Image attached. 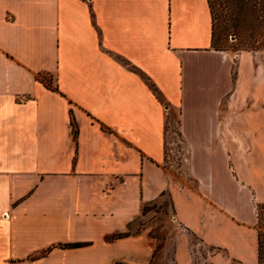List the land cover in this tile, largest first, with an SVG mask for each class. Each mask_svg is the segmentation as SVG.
Masks as SVG:
<instances>
[{
	"label": "crops",
	"instance_id": "obj_1",
	"mask_svg": "<svg viewBox=\"0 0 264 264\" xmlns=\"http://www.w3.org/2000/svg\"><path fill=\"white\" fill-rule=\"evenodd\" d=\"M211 40L207 0H0V264H164L140 219L170 183L177 226L242 264L216 214L237 220L223 183L255 230L264 204V49ZM142 76L178 110L184 176L163 166L166 108Z\"/></svg>",
	"mask_w": 264,
	"mask_h": 264
},
{
	"label": "rangeland",
	"instance_id": "obj_2",
	"mask_svg": "<svg viewBox=\"0 0 264 264\" xmlns=\"http://www.w3.org/2000/svg\"><path fill=\"white\" fill-rule=\"evenodd\" d=\"M252 20L248 17L243 21L244 24L241 26L242 32H240V35H232L233 33H229L230 36H227L226 40L221 44L222 48L227 49V51L264 48V22L257 28L251 22ZM43 80L46 84L50 83L53 86L52 79L44 77ZM166 112L169 114L168 122L170 123L168 124V128L175 126L178 119V110L169 107ZM165 152L166 157L163 165L165 170L173 173L177 177L184 176V170L187 164V149L182 143L180 135L171 132V128L165 133ZM230 166L234 170L235 178L238 179L239 183L251 179L253 169L241 163V160L238 161L236 158L232 159ZM174 189L173 184L170 183L166 186L163 192L164 194L156 203L145 206V212L142 213L143 216L140 219V226H143V229L149 232L150 237L156 244V248L164 249V264H176L174 255L176 247H179L178 264H184V256L187 255V251L189 253L188 264H213L208 258L209 255L213 256L217 251L206 248L200 243L198 238L188 236L175 223L169 196L172 199V194L174 193L177 205L180 203L184 204L187 200L185 195L180 194L179 191L173 192ZM223 189L228 194L227 198L231 193L233 194L230 207L237 214V220H232L230 217H225L218 213L216 214L218 218L220 217L222 219L225 240L230 245L231 241H235L238 248L234 252L237 253L235 257H238L242 264H255L256 230L254 228L255 216L251 202L246 206L242 205L240 201L238 202L239 194H236V189L228 183H223ZM244 193L246 192L244 191ZM232 253L233 250H230L227 256ZM226 264L232 263L227 262Z\"/></svg>",
	"mask_w": 264,
	"mask_h": 264
},
{
	"label": "trees",
	"instance_id": "obj_3",
	"mask_svg": "<svg viewBox=\"0 0 264 264\" xmlns=\"http://www.w3.org/2000/svg\"><path fill=\"white\" fill-rule=\"evenodd\" d=\"M207 4L210 10L212 19V40L211 45L214 50L227 51L222 48V42L226 40L227 36L240 35L242 32L241 26L244 24V20L248 17L253 19L251 22L255 24L257 28L264 22V0H207ZM242 23V24H241ZM261 49H242V50H228V51H247V50H262ZM143 80L148 84L157 99L164 105L166 110L169 108L168 104L164 101L159 90L154 84L150 82V79L142 76ZM49 87V85L47 84ZM168 113L165 117V133L171 128V132H178L179 120L177 119L175 126L168 128ZM73 138L77 137V130L74 124ZM256 252L258 264H264V204H259L256 209ZM145 212V206L142 208V213ZM125 234H118L116 237H125ZM80 244L64 245L65 248L79 247ZM115 264H123L116 262Z\"/></svg>",
	"mask_w": 264,
	"mask_h": 264
},
{
	"label": "built area",
	"instance_id": "obj_4",
	"mask_svg": "<svg viewBox=\"0 0 264 264\" xmlns=\"http://www.w3.org/2000/svg\"><path fill=\"white\" fill-rule=\"evenodd\" d=\"M177 135V134H176Z\"/></svg>",
	"mask_w": 264,
	"mask_h": 264
}]
</instances>
